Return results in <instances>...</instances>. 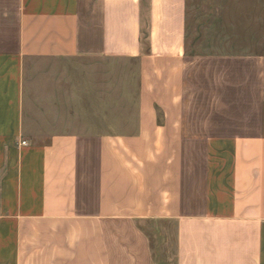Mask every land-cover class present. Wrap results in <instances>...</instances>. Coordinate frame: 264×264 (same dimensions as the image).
<instances>
[{
	"label": "crops",
	"instance_id": "1",
	"mask_svg": "<svg viewBox=\"0 0 264 264\" xmlns=\"http://www.w3.org/2000/svg\"><path fill=\"white\" fill-rule=\"evenodd\" d=\"M188 32V0H0V264H264V53Z\"/></svg>",
	"mask_w": 264,
	"mask_h": 264
},
{
	"label": "rangeland",
	"instance_id": "2",
	"mask_svg": "<svg viewBox=\"0 0 264 264\" xmlns=\"http://www.w3.org/2000/svg\"><path fill=\"white\" fill-rule=\"evenodd\" d=\"M188 31L189 52L264 53V0H188Z\"/></svg>",
	"mask_w": 264,
	"mask_h": 264
},
{
	"label": "built area",
	"instance_id": "3",
	"mask_svg": "<svg viewBox=\"0 0 264 264\" xmlns=\"http://www.w3.org/2000/svg\"><path fill=\"white\" fill-rule=\"evenodd\" d=\"M24 143H26V142H24Z\"/></svg>",
	"mask_w": 264,
	"mask_h": 264
}]
</instances>
